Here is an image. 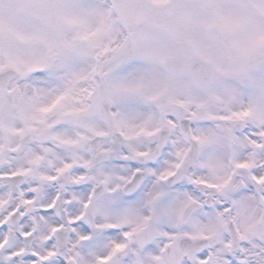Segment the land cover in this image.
Wrapping results in <instances>:
<instances>
[{"label": "snow or ice", "instance_id": "snow-or-ice-1", "mask_svg": "<svg viewBox=\"0 0 264 264\" xmlns=\"http://www.w3.org/2000/svg\"><path fill=\"white\" fill-rule=\"evenodd\" d=\"M141 135L157 147L138 150ZM110 136L131 173L115 188L102 182L94 215L108 219L105 198L122 188L132 196L148 177L185 187L156 191L152 217L120 213L122 224L153 222L135 239L140 228L121 233L84 223L85 212L69 215L83 247L67 246L56 181L70 170L77 185L87 179L97 150L111 159ZM25 159L55 167L40 174L52 187L39 205L28 183L18 186V204L5 207L12 196H0V264H87L78 257L103 243L94 230L113 238L98 264H121L122 255L126 264H264V0H0V194L35 171L15 167ZM189 165L217 182L187 174ZM77 199L73 192L63 204L76 213Z\"/></svg>", "mask_w": 264, "mask_h": 264}, {"label": "clouds", "instance_id": "clouds-1", "mask_svg": "<svg viewBox=\"0 0 264 264\" xmlns=\"http://www.w3.org/2000/svg\"><path fill=\"white\" fill-rule=\"evenodd\" d=\"M191 127H197V124L192 123ZM250 128H245L243 130L238 129L237 132L240 135H245ZM167 133H162V135H166ZM91 135V134H89ZM98 141L96 139H92L89 141V145L95 150V146ZM135 146L138 150L141 151H149L154 150L157 147V139L153 137H147L145 135L139 136L134 142ZM181 146L183 143L181 141ZM121 142L118 136H110L107 138L105 143V148L111 150V159L107 156H104L96 151V158L93 164V167L90 169H85L84 174L87 179L81 181L79 185H77L73 180L74 170H70L65 173L60 179L56 181L57 187L56 191L60 193L61 202L58 204V208L65 209L61 215L65 222L64 231L62 233H58L59 236L63 238L66 242L67 246H71L73 244H77V249L83 247L82 244L77 243V239L74 236L71 225L67 224V218L69 215H76L80 212H85L84 223H88L89 220L92 221L93 224H104V223H113L119 226V231L122 233L124 230H133L134 228H140L141 231H138L134 239L143 235L145 232L150 231L154 224L152 221L145 223L143 219H133L128 224H122L120 219V213L127 208H131L135 210L140 217H152L153 215V205L149 203L152 195L158 190H165L171 193H176L177 188H183L185 185L179 184L174 185L171 181L167 184L160 182L158 179L154 177H148L145 179L143 186L139 189V191L135 192L132 196L126 195L127 188H122L121 191L115 197H106L107 201H111L110 207L111 212L109 214L108 219H105L103 216L95 214L94 210L97 206V202L101 199L104 193V183L107 182L108 187L115 188L119 185H123L124 181L121 180V177H129L131 173V169L127 168L123 162L116 159V157L120 154L121 151ZM128 149L125 147L124 151ZM80 155L84 159H92L93 152L82 150ZM168 160V166H171L172 163L176 161V157L174 152L169 154L167 150L165 151V157ZM64 159H71V154L68 153L64 156ZM54 166L59 167L62 165V160H57L53 158ZM79 164L83 163V160H78ZM17 168H34L35 171L29 173L27 176H22L17 178L14 181H8L5 193L0 194L3 199L8 200L9 195L11 194L12 199L9 200V204L5 205V207L10 206L11 204H18L19 199L17 198L19 187L24 183H28L30 189L35 190L37 196V204L47 202L48 200V190L52 187L50 182L41 181L40 174H55V167L50 166L47 163V159L41 161L39 165H30L27 159L17 162L15 165ZM197 174L202 178L208 180L210 183L217 182L216 178L210 174V172L206 169H198L195 166H187V174ZM139 179V178H138ZM61 185L63 188L61 189ZM86 186V187H85ZM130 187V186H129ZM95 189V195L92 196V192ZM27 191V190H25ZM73 192L78 197L77 200H74L73 203L76 205V213H72L70 211V206L63 204L64 197H68L69 199L72 197ZM91 197L92 204L88 209H83L81 207L82 202L87 201ZM201 199H207V197H201ZM217 199H223V197L217 196ZM194 218H200V213H192ZM51 218L48 221L41 223L40 231L43 233H47L52 227ZM91 227V225H89ZM169 229L173 228L174 225H167ZM183 227H189V225H182ZM93 235L96 239L102 241V245L95 250V254H82L78 257V260H86L87 264H98V259L100 256H106L111 251V239L106 235V232L103 230H94ZM160 242V238H157V243ZM121 264H126L127 257L120 256L119 257ZM115 264V260L113 261Z\"/></svg>", "mask_w": 264, "mask_h": 264}]
</instances>
